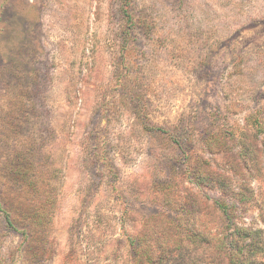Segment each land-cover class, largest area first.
Returning <instances> with one entry per match:
<instances>
[{"label": "rangeland", "instance_id": "374dc122", "mask_svg": "<svg viewBox=\"0 0 264 264\" xmlns=\"http://www.w3.org/2000/svg\"><path fill=\"white\" fill-rule=\"evenodd\" d=\"M231 193L264 232V0H0V264H226Z\"/></svg>", "mask_w": 264, "mask_h": 264}, {"label": "trees", "instance_id": "16d2710c", "mask_svg": "<svg viewBox=\"0 0 264 264\" xmlns=\"http://www.w3.org/2000/svg\"><path fill=\"white\" fill-rule=\"evenodd\" d=\"M127 2L124 1L123 7L126 8ZM124 17L127 21H131L127 15L126 10L123 9ZM130 29L127 28V30ZM251 122L256 126L259 133L263 132L261 123L258 119H251ZM245 146V143H242ZM198 185H206L205 178L200 177ZM196 180V179H195ZM223 179H217L218 189L227 194V184ZM228 195V194H227ZM246 198L243 194L231 193L230 198L234 201V206L230 207L229 203L221 200L215 201L216 208L221 213L222 218L227 221L226 228L220 234L214 236L211 242L214 249L222 254L226 259V264H264V232L260 227H248L246 225H234V218L237 210L236 207L239 203L244 201L241 197ZM229 198V199H230ZM262 222V221H260ZM233 226V227H232Z\"/></svg>", "mask_w": 264, "mask_h": 264}]
</instances>
